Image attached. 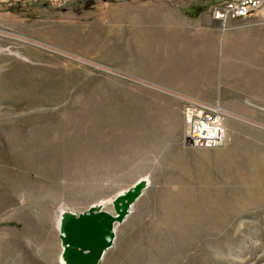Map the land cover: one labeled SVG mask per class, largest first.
I'll use <instances>...</instances> for the list:
<instances>
[{"label": "rangeland", "instance_id": "rangeland-1", "mask_svg": "<svg viewBox=\"0 0 264 264\" xmlns=\"http://www.w3.org/2000/svg\"><path fill=\"white\" fill-rule=\"evenodd\" d=\"M228 1L0 0V264H65L62 212L116 215L141 179L99 264H264V6L224 25ZM198 28L256 45L232 62L258 79L197 98L229 114L218 148L183 145L186 95L150 80L193 64L161 54L187 56Z\"/></svg>", "mask_w": 264, "mask_h": 264}, {"label": "crops", "instance_id": "crops-1", "mask_svg": "<svg viewBox=\"0 0 264 264\" xmlns=\"http://www.w3.org/2000/svg\"><path fill=\"white\" fill-rule=\"evenodd\" d=\"M191 31L193 43L189 45L190 49L188 50L189 53L187 56L185 55L184 57L183 53L181 55V51L183 50H177L173 47L168 50L167 53H162L161 58L168 60L187 58L188 60L193 61V64L187 67L183 65L176 66L178 70L174 72V75L177 79H150L153 83L162 84L164 87L168 88L170 90V92H166L168 95L180 98L178 95L182 94L200 98L209 102L219 99L222 100L223 103H229L227 97L221 93L223 79H225V81L228 79H258L256 76L247 75V73L251 75V72L247 69L248 67L232 62L236 59H244L243 57L239 58L238 55H234L235 51L244 48L245 46L249 49H255V44L243 45L230 43L229 41L232 40L233 34L226 33L223 35V39H221V33L215 28H198ZM210 36L214 37V40H210L213 43L206 45V38H209ZM215 36H219L220 42L223 40L225 43L223 45L221 43H216L218 41V37ZM206 46L209 47L208 50H206ZM221 47L222 49H225V58L229 60V62L225 63L222 69L216 66L215 57H211L209 54L210 51L216 52V49H221ZM211 48L214 49V51L211 50ZM258 54L259 59L264 58V52H259ZM245 68L248 71H246ZM181 118L183 119V115ZM183 134L184 131L182 133V137Z\"/></svg>", "mask_w": 264, "mask_h": 264}, {"label": "water", "instance_id": "water-1", "mask_svg": "<svg viewBox=\"0 0 264 264\" xmlns=\"http://www.w3.org/2000/svg\"><path fill=\"white\" fill-rule=\"evenodd\" d=\"M145 186L135 184L114 201L116 215L92 205L81 213L68 211L64 225L63 242L67 245L66 258L69 264H99L105 251L115 238V223L121 221Z\"/></svg>", "mask_w": 264, "mask_h": 264}, {"label": "built area", "instance_id": "built-area-1", "mask_svg": "<svg viewBox=\"0 0 264 264\" xmlns=\"http://www.w3.org/2000/svg\"><path fill=\"white\" fill-rule=\"evenodd\" d=\"M264 6V0H236L217 5L213 10V17L222 23H227L231 18H248L253 11ZM183 119L185 130L183 134V145L194 148H218L228 142L225 118L228 114L219 103L210 104L194 97L183 96ZM220 106L222 112L217 114L215 107ZM201 112L197 115L194 112ZM219 121L215 134H210L208 129H202L201 122L215 124ZM214 126V125H212Z\"/></svg>", "mask_w": 264, "mask_h": 264}, {"label": "bare ground", "instance_id": "bare-ground-1", "mask_svg": "<svg viewBox=\"0 0 264 264\" xmlns=\"http://www.w3.org/2000/svg\"><path fill=\"white\" fill-rule=\"evenodd\" d=\"M215 110H216L217 114H219L220 112L223 111L222 108L220 106H218V105L215 107ZM198 113H201V112H196V111L194 112L195 115H197ZM218 124H219V121H216L215 124H212L210 122H201L200 124H197V125L201 126L202 129H204V128L208 129L207 127L210 126L208 133L215 134ZM212 125H214V126H212ZM139 182H142L145 187L149 185L148 179H141ZM108 203L109 202H104V203H101L99 205H94V206H96V208H98L100 210H104V206L106 204H108ZM67 212L68 211H63L62 212L61 218H60V221H59V229H60V232H61V238L62 239H63V234H64V225H65V223L67 221V218H68ZM128 213H129V211H128ZM63 247H64V251H63L62 259H63L65 264H69L68 261H67V258H66L67 245L64 242H63Z\"/></svg>", "mask_w": 264, "mask_h": 264}]
</instances>
